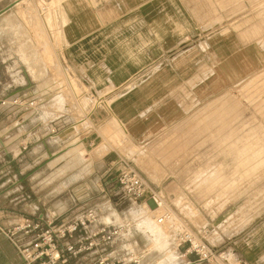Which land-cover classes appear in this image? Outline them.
Masks as SVG:
<instances>
[{
	"label": "rangeland",
	"instance_id": "374dc122",
	"mask_svg": "<svg viewBox=\"0 0 264 264\" xmlns=\"http://www.w3.org/2000/svg\"><path fill=\"white\" fill-rule=\"evenodd\" d=\"M12 1L0 0V8ZM62 2L25 0L0 18V24L9 15L13 19L0 30V100L30 93L38 111L40 102H50L49 107L73 118L43 149L22 126L10 131L7 122L0 129V229L9 230L24 218L53 220L95 209L119 224L132 223L130 237L151 253L146 264L161 259L148 224L162 229L174 247L179 233L192 231L217 255L210 264H249L248 245L264 242V68L236 82H219L218 64L210 63L208 100L201 104L200 93L194 94L192 118L181 125L186 134L162 135L145 148L131 145L125 135L118 139L108 134L112 149L159 189L167 206L153 213L152 206L115 202L104 198L108 163L103 156L109 139L95 144L84 140L90 113L102 104L66 63L68 19ZM234 2L213 8L210 17L218 20L210 22V32H235L247 44L254 41L250 30L264 36V0ZM260 44L264 47L263 39ZM169 211L172 220L158 224ZM0 250L20 264L8 240L0 238Z\"/></svg>",
	"mask_w": 264,
	"mask_h": 264
},
{
	"label": "crops",
	"instance_id": "0c3cea01",
	"mask_svg": "<svg viewBox=\"0 0 264 264\" xmlns=\"http://www.w3.org/2000/svg\"><path fill=\"white\" fill-rule=\"evenodd\" d=\"M226 1L63 0L68 19L66 63L102 104L91 111V128L84 140L95 144L109 139L103 156L108 163V194L104 198L124 200L117 196L115 181V163L123 156L112 149L108 128H120L131 145L141 148L168 133L186 134L187 128L181 125L192 118L194 94L200 93L201 104L208 100L210 63L218 64L219 82H236L264 68L260 44L264 36L250 30L248 37L254 41L247 44L235 32H210V22L218 20L210 17L213 8L236 5L234 0ZM24 3L9 2L0 12L13 5L9 13ZM9 95L7 98L16 94ZM45 103L42 106L40 102L41 110L35 114L1 109L0 129L7 122L10 131L22 126L25 134L30 132L32 143L46 148L54 138L51 130H63L73 118ZM43 107H47L45 112ZM99 212L108 217L107 212ZM108 220L117 223L114 218ZM247 257L249 264H264V242L249 244ZM11 259L0 250V264H13Z\"/></svg>",
	"mask_w": 264,
	"mask_h": 264
},
{
	"label": "built area",
	"instance_id": "2783aa9c",
	"mask_svg": "<svg viewBox=\"0 0 264 264\" xmlns=\"http://www.w3.org/2000/svg\"><path fill=\"white\" fill-rule=\"evenodd\" d=\"M37 99L30 93L16 94L0 101V111L38 112ZM56 134L57 130H51ZM117 196L133 205L166 208L165 198L128 160L115 163ZM172 211L158 218L164 224ZM132 223L117 224L95 209L50 218H24L9 230L0 229L20 264H146L151 253L140 250L130 237ZM175 247L182 264H210L217 261L213 248L190 230L176 237Z\"/></svg>",
	"mask_w": 264,
	"mask_h": 264
},
{
	"label": "clouds",
	"instance_id": "9594fccd",
	"mask_svg": "<svg viewBox=\"0 0 264 264\" xmlns=\"http://www.w3.org/2000/svg\"><path fill=\"white\" fill-rule=\"evenodd\" d=\"M146 231L151 235L152 246L160 253V264H182V255L174 247L171 238L158 226L148 225Z\"/></svg>",
	"mask_w": 264,
	"mask_h": 264
},
{
	"label": "bare ground",
	"instance_id": "6f19581e",
	"mask_svg": "<svg viewBox=\"0 0 264 264\" xmlns=\"http://www.w3.org/2000/svg\"><path fill=\"white\" fill-rule=\"evenodd\" d=\"M22 2H23V1H22ZM41 3H42V2H41ZM10 17H11V16L7 17V19L5 20V24L8 25V24H10L11 22H13V19L11 18V19H12V21H11V20H10ZM9 22H10V23H9ZM3 23H4V22H3ZM10 25H11V24H10ZM5 26H6V25H5ZM7 27H8V26H7ZM1 28H2V27L0 26V30H2ZM4 29H5V28H4ZM20 51H21V50H20ZM22 51H23V50H22ZM22 51H21V52H22ZM20 55H22V54H20ZM24 55H25V53H24ZM24 57H25V56H23V59H24ZM24 61H26V60H24ZM29 61H31V60H29ZM31 63H33V62H30V64H31ZM25 64H26V63H25ZM32 65H33V64H32ZM37 65H38V64H37ZM30 66H31V65H30ZM33 67H34V65H33ZM34 68H36V66H35ZM34 68H32V69H34ZM37 69H38V68H37ZM39 70H40V69H39ZM39 70H37V72H38ZM35 72H36V71H33V73H35ZM38 75H39V74H38ZM35 77H36V75H35ZM92 108H93V107H92ZM118 126H119V125H118ZM114 127H115V126H114ZM118 129H120V128H118ZM118 129H117V130H114L113 127H112V128L110 127V128H108V134H109V135L111 134V135H113L115 138H118V139H119V137H121L122 135H126L125 132L122 133L121 131H118ZM117 141H118V140H117ZM150 209L152 210L153 213L159 211V210H156L155 207H150ZM114 218H115V217H114ZM159 264H160V263H159Z\"/></svg>",
	"mask_w": 264,
	"mask_h": 264
},
{
	"label": "water",
	"instance_id": "95a60500",
	"mask_svg": "<svg viewBox=\"0 0 264 264\" xmlns=\"http://www.w3.org/2000/svg\"><path fill=\"white\" fill-rule=\"evenodd\" d=\"M12 8H13V5H10V6L6 7L5 9H3V10L0 12V16L4 15V14L7 13L8 11H10Z\"/></svg>",
	"mask_w": 264,
	"mask_h": 264
}]
</instances>
